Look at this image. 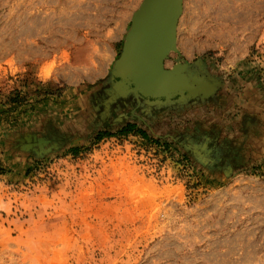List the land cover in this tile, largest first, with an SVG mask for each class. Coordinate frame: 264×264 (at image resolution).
Segmentation results:
<instances>
[{"label":"rangeland","instance_id":"rangeland-1","mask_svg":"<svg viewBox=\"0 0 264 264\" xmlns=\"http://www.w3.org/2000/svg\"><path fill=\"white\" fill-rule=\"evenodd\" d=\"M140 2L0 0V264H264V0H182L159 101L114 86Z\"/></svg>","mask_w":264,"mask_h":264},{"label":"water","instance_id":"water-1","mask_svg":"<svg viewBox=\"0 0 264 264\" xmlns=\"http://www.w3.org/2000/svg\"><path fill=\"white\" fill-rule=\"evenodd\" d=\"M152 1L156 3V13L153 17L152 24L157 28L159 34L162 33L163 29L161 18L166 12L162 7V0H141L138 7L131 15V24L125 35L121 53L114 62L112 75L115 76L114 86L117 90H121V92H132L147 99L159 101L161 99H171L175 97L176 94H182L187 89L193 90L195 87L190 84L188 76L184 72H181L184 65H174L171 69H166L164 67L165 59L168 58L169 53L171 51H175L176 48H172L169 45L166 48L167 50L164 55L159 56L160 54H158V49H152V47L145 42L140 43L142 44V47H140L138 45L139 42H136V35L134 34L136 32V21L138 22V18L141 16V13L143 14V10L148 9V4ZM151 4L152 3H150V6ZM176 12L177 11H175L173 17L176 15ZM177 13L179 17L181 13V3ZM138 48L142 49L143 55H139L141 52H139ZM127 49L131 54L129 58L124 56ZM151 70H153V75H151V77L158 74L168 75L172 73V76H174L171 77L172 81L175 83L179 82L181 85H174L164 89L153 87L152 82H150L151 77L141 75L142 72L149 73Z\"/></svg>","mask_w":264,"mask_h":264},{"label":"bare ground","instance_id":"bare-ground-1","mask_svg":"<svg viewBox=\"0 0 264 264\" xmlns=\"http://www.w3.org/2000/svg\"><path fill=\"white\" fill-rule=\"evenodd\" d=\"M163 4L162 7L165 9V14L161 18L162 19V33L159 34L157 28L152 24L153 22V17L156 13V3L155 2H150L152 3L150 6V3L148 4V9L143 10V14L141 13V16L138 18V22L136 21V32L134 33L136 35V42H139V46L142 47V44L140 43H147L152 49L156 50L158 49L160 54L159 56L164 55L166 52V48L170 45L172 48H176V37H177V23H178V9L180 8V3H181V10H182V0H162ZM179 3V6H178ZM175 8V10H174ZM176 15L173 17V15ZM174 18V19H173ZM152 25V26H151ZM134 35V37H135ZM133 37V36H132ZM139 52H141L139 55L142 54V49H139ZM177 50V49H176ZM175 50V51H176ZM130 52H128V49L125 51V57L129 58L130 57ZM136 55V54H135ZM143 57V56H141ZM181 64V63H180ZM153 70H151L149 73L142 72L141 75L144 76H149L153 75ZM173 74H168V75H155L151 77L150 82H152L153 87H158L160 89L168 88L170 86L174 85H181L179 82L175 83L172 81L171 77ZM115 77V76H113ZM191 79H194L192 77ZM192 85V84H191ZM167 86V87H166ZM195 87L194 85H192ZM211 82L205 79H202L200 81V87L202 89H208L211 88ZM210 90V89H209ZM118 91V90H117ZM126 93V92H121ZM128 93V92H127Z\"/></svg>","mask_w":264,"mask_h":264},{"label":"trees","instance_id":"trees-1","mask_svg":"<svg viewBox=\"0 0 264 264\" xmlns=\"http://www.w3.org/2000/svg\"><path fill=\"white\" fill-rule=\"evenodd\" d=\"M39 84L42 85L43 83L39 82ZM43 88H42L43 98H47V95L57 94L58 91H61L62 89V88L52 89L47 86H43ZM36 98L38 97L36 96ZM28 102L29 101L27 99V94L25 92L22 93L21 90L19 89L10 90L7 94H2V96H0V103L2 104L1 106L3 107V110L0 111V116H2L1 114L8 115L9 112H12L13 110L19 108L20 106ZM116 132L117 134H121V135H127L132 132H139L141 136L147 137L146 131L144 129L137 127L136 124L133 122L125 123ZM112 134L114 133H111L110 131H99L95 136V140L98 141L103 137L110 136ZM71 152L74 154L77 153V148H72Z\"/></svg>","mask_w":264,"mask_h":264}]
</instances>
